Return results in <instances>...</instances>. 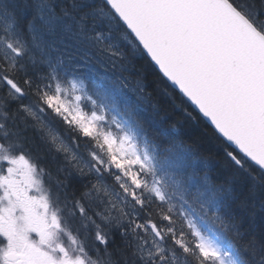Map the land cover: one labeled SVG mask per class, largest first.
I'll use <instances>...</instances> for the list:
<instances>
[{"label":"snow or ice","instance_id":"6c2138e0","mask_svg":"<svg viewBox=\"0 0 264 264\" xmlns=\"http://www.w3.org/2000/svg\"><path fill=\"white\" fill-rule=\"evenodd\" d=\"M141 53L221 138L228 182L160 168L77 76ZM0 164V264H264V0H0Z\"/></svg>","mask_w":264,"mask_h":264},{"label":"trees","instance_id":"16d2710c","mask_svg":"<svg viewBox=\"0 0 264 264\" xmlns=\"http://www.w3.org/2000/svg\"><path fill=\"white\" fill-rule=\"evenodd\" d=\"M131 59L134 67L130 73L108 71L94 59L89 60L86 65L83 59L78 61V64L87 67L88 73L83 75V78L88 94L98 100L100 99L98 93L106 97L105 103L109 109L107 119L110 121L115 115L117 119L129 121L133 127L138 123L140 127L136 130L140 138L146 139L151 146H154L158 166L170 174L181 173L186 179L187 175L198 167L199 175L207 172L214 182H228L232 172L221 159L224 155L219 147L221 138L163 79L143 53ZM137 78L143 83V92L139 91ZM182 101V108H177L176 104ZM82 106L85 111H91L85 103H82ZM186 111L192 112L197 119L188 117ZM55 127L58 134L74 151L82 156L86 155L90 141L79 137L78 133L68 130L62 124H57ZM173 127L176 129L175 132L172 131ZM112 131L117 132L114 125ZM77 139L78 144L74 142ZM181 142L185 147L191 146V152L197 158L196 163H186L179 159L181 149L178 145ZM170 146L173 150L166 152L165 149ZM16 154H24L31 163L53 173L62 163V158L55 152H49L42 159L35 151ZM177 178L181 176L177 175ZM217 233L220 234L218 229ZM189 264H192L191 260Z\"/></svg>","mask_w":264,"mask_h":264},{"label":"rangeland","instance_id":"374dc122","mask_svg":"<svg viewBox=\"0 0 264 264\" xmlns=\"http://www.w3.org/2000/svg\"><path fill=\"white\" fill-rule=\"evenodd\" d=\"M92 59H94V60H96L97 61V58L95 57V55H93L92 56ZM84 60V59H83ZM85 61V60H84ZM101 64V63H100ZM80 65V64H79ZM102 65V64H101ZM81 66V65H80ZM102 68H104V69H107L108 71H113L114 69L112 68V66L110 65V64H108V63H104L103 64V66H102ZM86 69H87V67H84V66H81L80 67V70H79V72L77 73V76H78V78L79 79H82L83 81H84V78H83V75H85V74H87L88 72L86 71ZM82 103H85L86 104V106H88V107H90V109H91V105L90 104H88V102L87 101H83ZM116 131H117V129H116ZM66 143V142H65ZM67 144V143H66ZM69 146V145H68ZM70 147V146H69ZM6 164H0V171H2L3 172V174H7L6 173Z\"/></svg>","mask_w":264,"mask_h":264},{"label":"water","instance_id":"95a60500","mask_svg":"<svg viewBox=\"0 0 264 264\" xmlns=\"http://www.w3.org/2000/svg\"><path fill=\"white\" fill-rule=\"evenodd\" d=\"M146 56V54H144ZM147 57V56H146ZM154 66V65H153ZM155 67V66H154ZM156 69V68H155ZM158 71V69H156ZM159 73V71H158ZM160 74V73H159ZM161 75V74H160ZM162 76V75H161ZM164 79V78H163ZM165 80V79H164ZM166 81V80H165ZM167 82V81H166ZM168 83V82H167ZM169 84V83H168ZM170 85V84H169ZM171 86V85H170ZM172 87V86H171ZM173 88V87H172ZM174 89V88H173ZM176 92H178V90L174 89ZM189 103V102H188ZM189 105L196 111V113L212 128L211 124L205 119L203 118L198 111L189 103ZM213 129V128H212ZM214 130V129H213ZM215 131V130H214ZM218 135V134H217Z\"/></svg>","mask_w":264,"mask_h":264}]
</instances>
